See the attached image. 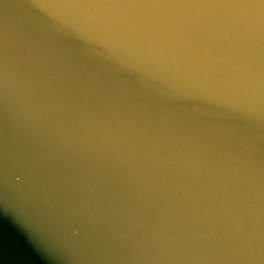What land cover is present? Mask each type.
<instances>
[{"label":"water","instance_id":"water-1","mask_svg":"<svg viewBox=\"0 0 264 264\" xmlns=\"http://www.w3.org/2000/svg\"><path fill=\"white\" fill-rule=\"evenodd\" d=\"M252 15L228 0H0V264H260Z\"/></svg>","mask_w":264,"mask_h":264},{"label":"snow or ice","instance_id":"snow-or-ice-1","mask_svg":"<svg viewBox=\"0 0 264 264\" xmlns=\"http://www.w3.org/2000/svg\"><path fill=\"white\" fill-rule=\"evenodd\" d=\"M98 3H110V2H135L140 3L143 0H97ZM234 6H243L253 10L251 19L258 18L260 25V35L262 44V57H264V0H228ZM262 97H264V59H262ZM23 168L20 164L13 170L12 175L19 177ZM250 260H259L260 264H264V252H261L258 256L253 255L248 257Z\"/></svg>","mask_w":264,"mask_h":264}]
</instances>
